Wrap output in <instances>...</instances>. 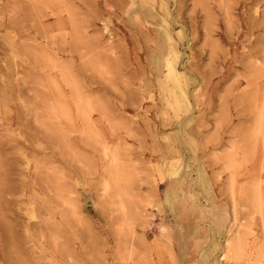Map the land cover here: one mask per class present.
<instances>
[{
    "label": "rangeland",
    "instance_id": "rangeland-1",
    "mask_svg": "<svg viewBox=\"0 0 264 264\" xmlns=\"http://www.w3.org/2000/svg\"><path fill=\"white\" fill-rule=\"evenodd\" d=\"M208 96L231 116L202 162L235 211L222 261L264 264V0H0V264H173L153 188L192 172Z\"/></svg>",
    "mask_w": 264,
    "mask_h": 264
},
{
    "label": "crops",
    "instance_id": "crops-1",
    "mask_svg": "<svg viewBox=\"0 0 264 264\" xmlns=\"http://www.w3.org/2000/svg\"><path fill=\"white\" fill-rule=\"evenodd\" d=\"M203 104L204 110L198 112L195 108L192 114L191 147L195 158L192 159V172L160 180L153 188L155 201L164 213L169 249L175 259L173 264H225L222 259L232 234L230 226L235 211L233 202L224 193L225 180L222 178L218 183L209 166L202 163L204 156L212 151L211 146L215 145V152L225 146L228 139L224 129L231 116L227 104L216 102L211 96L206 97ZM222 117L226 118L225 122L216 123L215 120ZM160 137L157 132L148 137L146 153L152 162L161 153L157 145Z\"/></svg>",
    "mask_w": 264,
    "mask_h": 264
},
{
    "label": "bare ground",
    "instance_id": "bare-ground-1",
    "mask_svg": "<svg viewBox=\"0 0 264 264\" xmlns=\"http://www.w3.org/2000/svg\"><path fill=\"white\" fill-rule=\"evenodd\" d=\"M153 1H155V0H153ZM161 3H162V5L165 4L163 2H161ZM150 13L151 14H155L153 11L150 12ZM162 21H163V24H164L163 31H162V39H163L162 48L165 50V53H166L164 58L166 59V65H167V70H168L167 71V77H168V79H171L173 82L179 83L181 81L180 80V76H179L180 73L176 69L175 65L173 64V60L170 57V56H175L176 58H178V56H179L178 55V51L179 50H178V46H177V41H176L175 37L172 35V33L169 31V29H168V27L170 26V23L168 22L167 18L162 17ZM178 34H181V32L178 33ZM159 37H161V36H159ZM176 87L177 86L174 85L172 88H170L169 89V93L172 94L173 97L175 95L176 98H179L178 92L176 91ZM181 97H182V95H181ZM184 98H186V97H184ZM229 240L230 239H228V241Z\"/></svg>",
    "mask_w": 264,
    "mask_h": 264
},
{
    "label": "water",
    "instance_id": "water-1",
    "mask_svg": "<svg viewBox=\"0 0 264 264\" xmlns=\"http://www.w3.org/2000/svg\"><path fill=\"white\" fill-rule=\"evenodd\" d=\"M92 199H91V195H86L85 196V203H87V204H90L92 201H91ZM91 201V202H90Z\"/></svg>",
    "mask_w": 264,
    "mask_h": 264
}]
</instances>
